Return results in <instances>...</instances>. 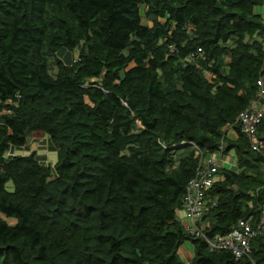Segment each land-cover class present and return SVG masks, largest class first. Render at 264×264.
I'll list each match as a JSON object with an SVG mask.
<instances>
[{"label": "trees", "instance_id": "16d2710c", "mask_svg": "<svg viewBox=\"0 0 264 264\" xmlns=\"http://www.w3.org/2000/svg\"><path fill=\"white\" fill-rule=\"evenodd\" d=\"M260 8L264 0H0V264H185V241L192 264H264L263 237L236 261L177 217L197 150L222 146L234 166L218 171L200 226L226 235L264 212V157L236 123L264 78ZM75 50L70 64L59 58ZM34 133L54 165L14 155Z\"/></svg>", "mask_w": 264, "mask_h": 264}, {"label": "built area", "instance_id": "2783aa9c", "mask_svg": "<svg viewBox=\"0 0 264 264\" xmlns=\"http://www.w3.org/2000/svg\"><path fill=\"white\" fill-rule=\"evenodd\" d=\"M258 87L257 97L246 110L240 113L236 123L249 139L252 150L264 157V142L258 136L259 127L264 121V78L258 81ZM196 158H198V165L195 176L189 182L182 202L185 217L190 223L187 233L202 239L212 252L228 251L236 261L250 258L252 243L257 238H264V212L257 223L253 219H241L226 235L215 237L207 235L204 226H200L199 222L215 206L209 197V192L215 184L218 171L222 168L224 148L220 147L214 154H206L198 149Z\"/></svg>", "mask_w": 264, "mask_h": 264}, {"label": "rangeland", "instance_id": "374dc122", "mask_svg": "<svg viewBox=\"0 0 264 264\" xmlns=\"http://www.w3.org/2000/svg\"><path fill=\"white\" fill-rule=\"evenodd\" d=\"M263 8H260L258 10V12H260L261 14H263L264 10H262ZM79 55V51L75 50V51H61L59 52V58L62 60H66L67 63H71L74 59H76ZM227 61H229V59H227ZM43 136L40 133H34L33 136L31 138H29L28 141L29 142V148H28V153L23 152V154L26 155H31L33 153H39V155H43L46 154V157H48V162L50 164H55L54 161L57 160V154L54 152H48V144H47V139L46 137L42 138ZM18 153V152H17ZM18 155V154H17ZM179 215L182 217V219L184 218V213L181 211L179 213ZM5 219V218H4ZM185 220V218L183 219ZM8 222L10 224H15L14 220H8ZM189 246V248H193V244L191 243V241H185L182 245V249H185V247ZM184 257H182L183 259Z\"/></svg>", "mask_w": 264, "mask_h": 264}, {"label": "crops", "instance_id": "0c3cea01", "mask_svg": "<svg viewBox=\"0 0 264 264\" xmlns=\"http://www.w3.org/2000/svg\"><path fill=\"white\" fill-rule=\"evenodd\" d=\"M262 10H264V8H263ZM259 13H260V12H259ZM262 16L264 17V12H263ZM41 135H42V134H41ZM229 137H230L231 139H237V135H236V133H234L233 131H230V133H229ZM42 138H44V137H42ZM231 166H232V167L234 166V157H233L232 155L224 156L222 167H231ZM210 199H211V198H210ZM212 201L215 203V201H214L213 199H212ZM181 211L184 213L183 209L181 208V209L179 210V212H178L177 217H178V220L181 222V224L183 225V227L185 228V230H186V232H187V229H188V227L190 226V223H189V221L186 219V217H185V213H184V218H185V220H183L184 218L182 219V217L179 215V213H180ZM204 225H205V224H204ZM179 254H180L181 258L184 257L182 260L184 261L185 264H192L191 261H192V259L194 258V247H193L192 249L189 248V246L185 247V249H182V247H181Z\"/></svg>", "mask_w": 264, "mask_h": 264}, {"label": "clouds", "instance_id": "9594fccd", "mask_svg": "<svg viewBox=\"0 0 264 264\" xmlns=\"http://www.w3.org/2000/svg\"><path fill=\"white\" fill-rule=\"evenodd\" d=\"M28 146H29V145H28ZM28 148H29V147H28ZM28 148H27V149H28ZM27 149H22V150H17V151L15 150L13 153H14V155H17V154H18V155H24L23 152H25V153H28V152H29V151H27ZM47 149H48V148H47ZM17 152H18V153H17ZM48 152H49V151H48ZM45 155H46V154H45ZM178 212H179V210H178ZM177 215H178V213H177Z\"/></svg>", "mask_w": 264, "mask_h": 264}]
</instances>
